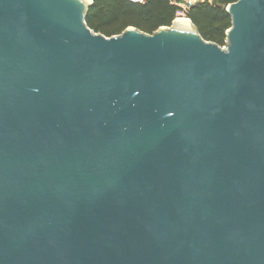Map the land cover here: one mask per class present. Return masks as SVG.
<instances>
[{
  "label": "water",
  "instance_id": "95a60500",
  "mask_svg": "<svg viewBox=\"0 0 264 264\" xmlns=\"http://www.w3.org/2000/svg\"><path fill=\"white\" fill-rule=\"evenodd\" d=\"M92 0H0V264H264V0L118 35Z\"/></svg>",
  "mask_w": 264,
  "mask_h": 264
},
{
  "label": "trees",
  "instance_id": "16d2710c",
  "mask_svg": "<svg viewBox=\"0 0 264 264\" xmlns=\"http://www.w3.org/2000/svg\"><path fill=\"white\" fill-rule=\"evenodd\" d=\"M236 0L196 3L183 9L178 0H92L86 12V24L105 36L118 35L128 27L152 34L160 27L170 26L179 11L197 28L205 40L225 45L231 17L226 6Z\"/></svg>",
  "mask_w": 264,
  "mask_h": 264
},
{
  "label": "built area",
  "instance_id": "2783aa9c",
  "mask_svg": "<svg viewBox=\"0 0 264 264\" xmlns=\"http://www.w3.org/2000/svg\"><path fill=\"white\" fill-rule=\"evenodd\" d=\"M131 1L136 2V3H142V2H144V0H131ZM197 1L198 0H178V3L180 4V6H182L183 9H185L188 6L195 5L197 3ZM185 17L186 16L184 15L183 11H179L177 13V16L175 17V19L177 20V19L185 18ZM186 19H188V18L186 17Z\"/></svg>",
  "mask_w": 264,
  "mask_h": 264
},
{
  "label": "bare ground",
  "instance_id": "6f19581e",
  "mask_svg": "<svg viewBox=\"0 0 264 264\" xmlns=\"http://www.w3.org/2000/svg\"><path fill=\"white\" fill-rule=\"evenodd\" d=\"M177 21L184 27V28H188V26L190 25L189 20L186 18H180L177 19Z\"/></svg>",
  "mask_w": 264,
  "mask_h": 264
},
{
  "label": "rangeland",
  "instance_id": "374dc122",
  "mask_svg": "<svg viewBox=\"0 0 264 264\" xmlns=\"http://www.w3.org/2000/svg\"><path fill=\"white\" fill-rule=\"evenodd\" d=\"M203 1H207V2H209V3H212V2H214V1H216V0H198L197 3H199V2H203ZM185 18H186V17H185Z\"/></svg>",
  "mask_w": 264,
  "mask_h": 264
}]
</instances>
